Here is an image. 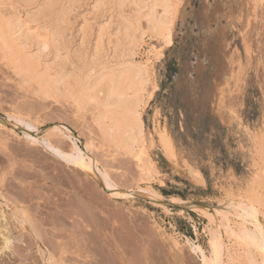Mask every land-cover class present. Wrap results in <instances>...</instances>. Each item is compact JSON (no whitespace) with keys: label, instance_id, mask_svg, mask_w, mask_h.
I'll return each instance as SVG.
<instances>
[{"label":"rangeland","instance_id":"1","mask_svg":"<svg viewBox=\"0 0 264 264\" xmlns=\"http://www.w3.org/2000/svg\"><path fill=\"white\" fill-rule=\"evenodd\" d=\"M5 1L0 6L4 14L17 12L22 20L32 22L30 26H39V31L54 22L51 18L32 17L38 0L35 4L28 0ZM82 1L87 5H81ZM85 1L73 3L70 19L76 24H71L74 27L66 37L71 36L73 45L80 48V26L89 21L93 33L87 34L85 44L93 53L97 25L106 22L109 14L104 17L96 13L95 1ZM249 1L181 0L173 15L171 45L163 44L153 32L147 33L135 59L147 61L151 50L161 52V57L159 54L148 64L149 101L142 114L143 148L147 151L135 155L117 151L91 115L77 118L70 102L38 98L34 87L22 85L21 77L0 60V147L4 150L0 148V184L12 200L31 204L29 212L42 222L49 239H53L54 225L63 228L58 233L67 246V264H85L75 251L85 231L84 220L89 217L94 224L95 248L98 252L106 249L109 264H124L110 247L118 243L126 247L125 259L133 258L137 264H148L145 259L151 256L159 264H204V255L214 257L210 237L217 224H210V215H216L220 224L226 244L225 264H263L255 249L227 234L221 225L222 215L214 210H232L228 208L232 202L253 204L264 228V1ZM132 7L128 3L125 12ZM253 7L258 10L253 11ZM117 12L115 8L113 14L118 16ZM114 15L112 32L116 33L120 18ZM105 46L109 50L107 43ZM114 52L110 49L111 55L106 53L107 62H113ZM13 114L34 126H22ZM55 126L61 130L54 132ZM158 133H162L160 137ZM164 134L173 142L175 160L164 152ZM44 137L62 147L65 154L71 153L74 144L87 153L85 145L93 139L95 148L90 153L97 164L88 161L95 171L90 173L82 166L67 163L43 144L31 142ZM9 160H14V167L2 184L3 167ZM107 173L113 189L122 190L120 193H112L114 190L105 183ZM128 192L131 195L127 197ZM14 209L11 200L0 199V211L10 222L8 229L18 235L12 224ZM231 218L234 225L242 222L237 213ZM74 219L77 223L82 220V226H73ZM32 253L39 254L35 249ZM12 257V261L18 260L16 264L21 260V264H45L32 254L27 259L19 253ZM93 264L99 262L95 260Z\"/></svg>","mask_w":264,"mask_h":264},{"label":"bare ground","instance_id":"2","mask_svg":"<svg viewBox=\"0 0 264 264\" xmlns=\"http://www.w3.org/2000/svg\"><path fill=\"white\" fill-rule=\"evenodd\" d=\"M4 1L0 0V6L2 3H4ZM28 1H32L35 4L37 0ZM78 1L81 2V0H38V8L36 7L37 10L35 12L31 10L34 12L33 16H31H35V19L40 18V20L41 18H48V20L51 18L54 20L52 25L47 23L48 25H51V27L46 26L44 29L42 27L43 32L37 30L39 26L35 28L34 26H30V23L32 22L27 20L28 18L22 20V17L20 18L17 12L15 13H17L18 16L15 13L11 14V10L10 12L8 10L10 15H6V13H3L4 9L2 11V8L0 7V60H3L6 65L14 70L17 76L21 77L22 85L33 86L35 94L38 96V98L40 97L46 100L52 99L57 103L61 102L62 99L66 100L65 102H70L75 107L74 115L77 118L84 119L87 114H90L93 122L97 124L101 132L116 147L117 151L134 155L143 151H147L143 148L145 143V122L142 114L145 105H147V99L149 101L147 96V90L149 88H147V85L151 78L148 70V64L152 61V59H154V57L157 58L156 56L159 54L161 57V52L158 54V52L153 53L154 51L151 50L152 54L148 56V60L145 62H139L135 59V57L137 50L142 46V44H144L143 42L145 41V36L149 32H153L155 35L160 36L163 44H172V25L174 23L173 15L178 11L181 0H94L95 5L93 2L92 3L95 6L94 8L97 10L96 13L100 12L102 16L107 13L109 15L108 20L106 19V22L103 20L104 23L100 22L101 24L97 25V32L95 33V39H93V53H90V49H88L85 44L86 38L88 36L87 34L90 35L93 33H90L93 30V27L89 21H85L84 24H82L80 21L82 24V26L79 25L82 32H80V35L82 34V45L81 47L79 46L80 48H76L73 45L72 39H70V35L73 32L69 34L70 38L66 37V33L68 34L67 31L72 30V27H74V25H71L75 22L72 21L73 18L70 19V13L74 6L73 3H77ZM253 2H258L259 4V0ZM81 3V5H87V3L83 4V1ZM128 3H132L133 7L129 10L130 12H125L124 6L126 7ZM30 4L32 5V3ZM254 4L252 6H255ZM26 5L24 4V6ZM258 7L257 9L255 8V10H258ZM115 8L118 10L117 13L120 19L117 23L118 30L115 31L116 33H113L112 23L114 15L113 12ZM251 9L253 10L254 7ZM92 10L94 11L95 9ZM99 14H96V19L95 16L93 17V22L94 19L95 21L97 20V15L99 16ZM93 15H95V12ZM115 16L117 15H114V17ZM32 19L35 21L34 18ZM90 19L92 20V17H90ZM142 19H145L146 23H143ZM40 20L37 21L40 22ZM70 20L72 22H70ZM115 21L117 22V20ZM41 22L43 23L44 21ZM77 37L79 36L77 35ZM88 40L90 39L88 38ZM81 41L79 42L81 43ZM90 42L92 43V40ZM105 43H107L109 50L105 49ZM255 47L259 46L256 45ZM43 49H48L49 53H43V51H45ZM110 49L115 51V54L113 53L115 55L113 62H107L108 58L106 59V53H108ZM105 50L108 51L105 53ZM108 54L111 55V53ZM51 55L54 58L51 59ZM109 58H111V56H109ZM155 87L157 88L158 86ZM149 95L152 96V94ZM13 117H15L16 122L22 126L25 124H28L30 127L34 126L33 123L29 122L28 120H24L17 114H13ZM1 125L2 123L0 121V126ZM164 129L166 128L164 127ZM60 130V127L56 128L55 126V131H53L59 132ZM165 133H167L166 130ZM161 134L158 133L159 137ZM161 138V143L165 150L164 152L168 154L167 156L173 157L171 160L174 159L175 155H177L175 153L177 152L174 151L172 140L167 134L162 135ZM31 142L43 144L46 148L52 150L54 154L61 156L65 161H67V163L72 162L76 165L82 166L90 173L95 171V168H92L88 161L90 160L95 165L97 164L94 156H92L90 153L95 148L93 139L88 141V144L86 143L87 145H85L88 149L87 153L84 152L78 144H74V147L71 148L72 150L70 149L71 153L67 152L68 154H65L66 152L63 151L64 149L62 147L52 143L49 137L37 139L33 138ZM151 142L152 141H150V143ZM151 144H153V142ZM156 148L158 147L156 146ZM2 151L4 152L3 148ZM13 161L9 160L8 166L5 167V169L3 167V173L1 177L2 184L6 181L5 177L7 173L12 171L14 167ZM105 183H107V185L110 187V190H114L113 188L115 187L111 185V177L108 173L106 174ZM2 187L3 186L0 184V199H7V201L11 200V203H13L15 206V209L12 212L14 214L12 224L14 225L15 229H18L19 234L14 235L8 229V224L10 222L8 219H5V215L2 213V211H0V264H16L18 260L16 262L12 261V255H16V253L24 254L26 256L25 259H27L29 255L32 254L35 260L45 262V264H67L64 258L67 251L65 248H67V246H65V242L62 241L63 239L61 240L63 235L58 233L63 228L60 227L61 229H59V226L56 227L54 225L53 229H55V232H53V239H49L42 222L36 220L34 214L29 212L28 206L31 204L27 205L26 202L23 200L21 201L20 199L12 200L7 195H5L7 193H4V189H2ZM139 189L142 190L141 188ZM121 191L122 190H114L112 193H120ZM126 194L128 197L131 195V192ZM6 204L10 206L8 202H6ZM229 205L230 206H228V208L231 207L230 209L232 210H228L226 208L214 209L216 210L215 214L220 213L222 215L221 225L224 227L230 237L232 236L236 240H240L249 248L255 249L262 258V263L264 264V228L263 223L259 219L258 211L255 209L253 204H246L243 201H239L237 203L232 202ZM235 213L239 214L240 218L242 219V222L238 225H234L232 222L231 214ZM89 218L84 220L86 221V223H84L85 225L83 224V228H85V235L82 233L83 236L81 235L82 237L78 246H76L75 252L78 253V256L83 258L82 261L85 264H93L95 260H97L99 264H109L111 263V260L108 257V254L105 252L106 249L104 248L105 250H102L103 252H98L95 248V241H93L94 238L92 237L94 224ZM209 219L211 225L214 223L217 224V228H212L213 231L211 232L210 237V242L213 246L214 257L208 258L204 255V264H225L224 253L226 251V244L222 236L220 224L217 222L216 215H210ZM78 221L81 223L82 220ZM71 223L75 227V224H77V228L79 225L82 226L80 223H77L76 219L71 221ZM175 241L178 242L177 240ZM74 243H76V241H74ZM124 246L125 245H123V243H118L114 246L110 245L111 248L116 250V255H119V258L122 261L121 263L137 264V262L135 263L136 260L133 258L129 260L125 259V254L127 251L125 250L126 247L124 248ZM34 249L39 254L32 253V250ZM79 251L81 253H79ZM112 251L114 252V250ZM98 255L100 256L99 259L96 258ZM248 256L250 259H253V257L250 255V252ZM145 260H148V264H159L155 256L148 257V259ZM22 262L23 261L21 260L19 264Z\"/></svg>","mask_w":264,"mask_h":264}]
</instances>
